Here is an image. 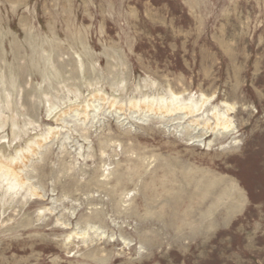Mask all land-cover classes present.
<instances>
[{"label": "rangeland", "instance_id": "1", "mask_svg": "<svg viewBox=\"0 0 264 264\" xmlns=\"http://www.w3.org/2000/svg\"><path fill=\"white\" fill-rule=\"evenodd\" d=\"M0 156V264H264V0H0Z\"/></svg>", "mask_w": 264, "mask_h": 264}, {"label": "bare ground", "instance_id": "2", "mask_svg": "<svg viewBox=\"0 0 264 264\" xmlns=\"http://www.w3.org/2000/svg\"><path fill=\"white\" fill-rule=\"evenodd\" d=\"M172 96H174L173 97L174 101H173V99L168 101L165 98V96L164 97H158V98L153 97L151 99V101H152V103L157 101L159 104L158 108L159 109L165 108L166 113L176 111V112H185L187 114H191V116L193 118L190 121H192L193 122L192 124L194 125V127H192V128H194L195 130L197 128H202V130H203L202 134H199V135L196 134L198 137H201L202 135L204 136V134L208 133L209 131L213 132L214 134L219 132L221 135V133H225V132L227 133V132L235 129L231 123L230 118L228 117V114L226 112L227 110L223 111L218 106H214L213 109L211 110L212 116L209 117V115H207V111L204 109V104L207 101L206 100L207 98H202L200 103H195L192 99L188 100V101H181L179 96H177V95H172ZM148 98L149 97H146L144 101H147ZM130 102H131V100H130ZM136 103H137V101H136ZM152 103H150V104L152 105ZM152 108H155V107H152ZM167 114H169V113H167ZM178 117L182 118L185 116L179 115ZM212 119H213V121H211ZM187 125H189V124H187ZM196 131L198 132V130H196ZM192 137H194V136H192ZM233 138H235V136ZM0 170L3 171L2 175L8 179L13 178L14 176H18L8 166H6L3 163H0Z\"/></svg>", "mask_w": 264, "mask_h": 264}]
</instances>
